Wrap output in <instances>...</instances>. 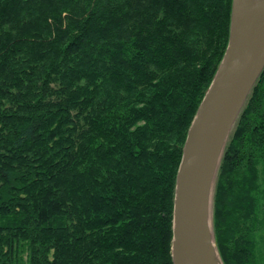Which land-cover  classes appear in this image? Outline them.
Wrapping results in <instances>:
<instances>
[{
  "label": "trees",
  "instance_id": "trees-1",
  "mask_svg": "<svg viewBox=\"0 0 264 264\" xmlns=\"http://www.w3.org/2000/svg\"><path fill=\"white\" fill-rule=\"evenodd\" d=\"M233 0H0V264H173L176 175ZM213 229L264 264V71Z\"/></svg>",
  "mask_w": 264,
  "mask_h": 264
},
{
  "label": "water",
  "instance_id": "water-1",
  "mask_svg": "<svg viewBox=\"0 0 264 264\" xmlns=\"http://www.w3.org/2000/svg\"><path fill=\"white\" fill-rule=\"evenodd\" d=\"M264 71V0H233L228 46L190 125L173 205V264H224L213 197L230 134Z\"/></svg>",
  "mask_w": 264,
  "mask_h": 264
}]
</instances>
